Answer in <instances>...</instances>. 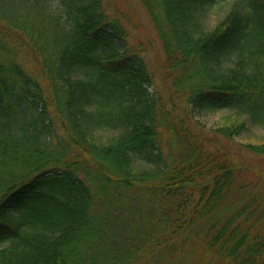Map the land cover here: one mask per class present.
<instances>
[{
	"label": "trees",
	"instance_id": "1",
	"mask_svg": "<svg viewBox=\"0 0 264 264\" xmlns=\"http://www.w3.org/2000/svg\"><path fill=\"white\" fill-rule=\"evenodd\" d=\"M138 1L165 96L128 13L0 0V264H264V0Z\"/></svg>",
	"mask_w": 264,
	"mask_h": 264
},
{
	"label": "rangeland",
	"instance_id": "2",
	"mask_svg": "<svg viewBox=\"0 0 264 264\" xmlns=\"http://www.w3.org/2000/svg\"><path fill=\"white\" fill-rule=\"evenodd\" d=\"M233 1L234 0H222L209 11L206 21L209 28L215 27L225 18L233 4ZM104 3L110 13H114L116 10H119L126 14L128 13L133 18L134 28L130 25L127 26L126 30L129 34L127 39L132 46H139L141 48L142 55L145 56L150 66L155 71L153 87L156 91H158L157 93L160 96H165L167 94L165 88L167 81L162 77V75L157 74L159 64L163 58L161 43L142 5L138 0H104ZM17 39L19 38L16 37V41ZM31 58L32 57L27 50L24 52L22 50L19 51L18 61L25 67V69L32 72L34 75H40L38 66L33 64ZM225 115L226 112L219 111L214 114H207L202 118H199V121L203 123L205 127L215 126L218 122L221 124ZM255 134L259 135L263 133L256 132ZM254 163L257 164L259 168L264 167L263 158H255ZM259 188L262 190H260L261 193L264 192V185ZM115 214L114 223H118L124 214L118 212Z\"/></svg>",
	"mask_w": 264,
	"mask_h": 264
}]
</instances>
